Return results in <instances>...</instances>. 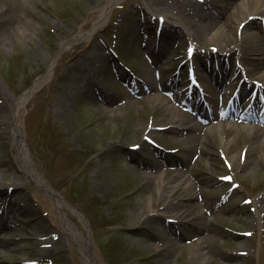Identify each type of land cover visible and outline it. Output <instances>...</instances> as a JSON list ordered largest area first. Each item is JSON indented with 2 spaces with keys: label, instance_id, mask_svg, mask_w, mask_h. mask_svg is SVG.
<instances>
[{
  "label": "rangeland",
  "instance_id": "rangeland-1",
  "mask_svg": "<svg viewBox=\"0 0 264 264\" xmlns=\"http://www.w3.org/2000/svg\"><path fill=\"white\" fill-rule=\"evenodd\" d=\"M233 2L114 0L87 34L107 0H0V264H86L89 248L95 264H264L263 134L208 130L217 119L192 129L177 123L229 108L241 78L229 69L219 86L220 71L250 67L239 49L215 60L218 45L256 41L239 40L245 23L235 28ZM248 21L256 33L264 29V17ZM222 22L228 39L210 29ZM140 28L120 48L132 72L109 61L124 31ZM190 64L205 92L194 110L160 91ZM36 79L38 90L14 114L11 97ZM253 98L250 91L243 99ZM14 122L33 177L46 180L60 204L25 172ZM251 142L256 147L244 154ZM149 159H157L158 177L147 175ZM184 176L196 199L186 203L177 187L152 203L157 182ZM179 207L188 219L167 222Z\"/></svg>",
  "mask_w": 264,
  "mask_h": 264
},
{
  "label": "bare ground",
  "instance_id": "bare-ground-1",
  "mask_svg": "<svg viewBox=\"0 0 264 264\" xmlns=\"http://www.w3.org/2000/svg\"><path fill=\"white\" fill-rule=\"evenodd\" d=\"M221 1V0H218ZM114 2V0H107L106 5L101 8V12L100 15L98 16V19L95 20L90 28V30L87 32V34H91L92 32H94L95 30H97L99 28V26L101 25L102 20L106 17L107 11L109 9V7L112 5V3ZM220 7V6H219ZM231 9H233L234 11L238 12V16L236 17V20L238 21L235 25V28H239L240 25H242V23L244 25L242 31L240 32L239 35V40H243L244 38H248V37H254L255 38V42H253V44L251 45H240L235 44H227V45H218L217 46V54L219 55V57H223L226 56L228 53H232L234 51H237V49H239L240 51H243L244 54L243 55V60L246 62L247 65H249L250 67H248L246 70L247 72H249V74H251L252 76L256 75L259 71H261L264 68V61L263 62H259L258 60H256V57L251 55L248 56L247 54H254L256 52H258V50L261 49V40H263V34L260 33H256L248 19L250 16H257L260 15L262 18L264 17V0H239L238 2H235L232 6ZM220 14L224 16V11H220ZM233 15V12L230 13V16ZM18 18L22 21H27L26 18L23 16L22 13H18ZM247 22V23H246ZM226 24H224V22L220 23V24H214L210 29H214V33L213 35L216 38H220V39H228L230 36V32L229 30L226 28L225 26ZM251 26V27H250ZM207 29V28H206ZM248 31H250L248 34ZM85 35V34H84ZM82 35V36H84ZM81 36V37H82ZM77 39V38H75ZM240 45V46H239ZM239 46V48H237ZM236 59H240L238 56H236ZM239 61V60H238ZM55 61L52 63L50 70L47 72V74L45 75V78H48L50 76V72L54 66ZM264 70V69H263ZM261 77L264 80V72L263 74H261ZM245 83L244 88L241 89L240 91V98L243 97V95L246 93L247 89L250 88L246 86H248L252 81L248 78L245 79L244 81ZM39 83H41L40 80H36V82L34 83L33 87L31 88L32 91H34V89L39 85ZM263 89H260V92H264V82H262V86ZM31 90H29V92H25L22 95H20L19 97H11V101H12V105H13V109H14V114H16L20 107L25 106V104L27 103L28 99L30 98L31 95ZM189 117V116H188ZM244 120L243 121H249L248 125L243 124L241 121H239V119H241V117H239L238 120H236L235 122H233L232 124H226V123H221L219 124V126L217 127L216 125H211V127L208 130H217V131H223L224 133H227L230 130H239L241 132L246 131L245 129L247 128L249 131H254V132H258V133H262V141H261V145L263 146L264 149V129L262 127H260L257 123H253V120H255L257 118V116H255L252 113H245L244 115ZM255 117V118H254ZM249 118V119H247ZM178 124H181L187 128H196L198 126H200L196 121L194 122L190 117L189 119L184 121H177ZM204 128V127H203ZM14 131L17 133L16 135V143L18 145L19 148V152H20V156L23 162V168L25 170V172L30 176V178H34V169L32 167L31 164H28L29 160H30V156H29V150L28 147L26 146V144L24 143V140L22 138V135L19 133V127L18 124H14ZM151 132L154 134L155 131L151 130ZM156 135V133H155ZM201 141V138L199 139ZM230 143V142H229ZM256 147V145L254 143H249L246 146H244L242 148L244 154L245 153H250L254 148ZM241 152V151H240ZM264 155V151H262L260 153V157H262ZM237 156V154L234 157ZM153 164V162H149L145 165V167H151ZM244 168V166H243ZM162 170H159L158 172H161ZM34 181L39 184L43 189H45L47 192H49L55 199L57 203H61L62 200L59 197L58 194L54 193L50 188L49 185L47 184L46 180H42L40 178H34ZM192 186V182L190 181V179L187 177L185 178H181L178 182H173V184H169L168 182H157V185L155 186V190L153 191V196H151V201L152 203L155 202V200L158 199V195L161 194V192L167 191L170 197L172 195V192L177 188L180 187L182 188V195H180L181 198H183V201H186V203H188V201L196 199L198 197V194L192 190L190 187ZM179 188V189H180ZM184 192V194H183ZM161 196V195H160ZM150 203V202H149ZM183 204V203H182ZM181 205V204H180ZM182 206V205H181ZM166 209H169V207L165 206ZM154 209L149 206L146 211L147 212H152ZM169 217V216H167ZM170 217L172 219H174V222L178 221L179 223H183V221L187 220V211L186 209H184L183 207H179V208H175V212L173 215H170ZM168 220V219H166ZM86 264H95L93 261V256H92V251L88 250V253L86 255L85 258Z\"/></svg>",
  "mask_w": 264,
  "mask_h": 264
},
{
  "label": "snow or ice",
  "instance_id": "snow-or-ice-1",
  "mask_svg": "<svg viewBox=\"0 0 264 264\" xmlns=\"http://www.w3.org/2000/svg\"><path fill=\"white\" fill-rule=\"evenodd\" d=\"M225 179H230V178H227V177H226Z\"/></svg>",
  "mask_w": 264,
  "mask_h": 264
},
{
  "label": "water",
  "instance_id": "water-1",
  "mask_svg": "<svg viewBox=\"0 0 264 264\" xmlns=\"http://www.w3.org/2000/svg\"><path fill=\"white\" fill-rule=\"evenodd\" d=\"M26 91H29V90H26Z\"/></svg>",
  "mask_w": 264,
  "mask_h": 264
}]
</instances>
